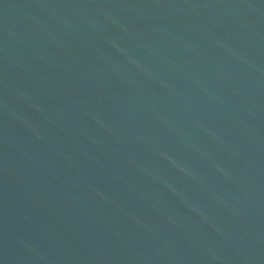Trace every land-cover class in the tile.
<instances>
[{
	"label": "water",
	"instance_id": "95a60500",
	"mask_svg": "<svg viewBox=\"0 0 264 264\" xmlns=\"http://www.w3.org/2000/svg\"><path fill=\"white\" fill-rule=\"evenodd\" d=\"M0 264H264V0H0Z\"/></svg>",
	"mask_w": 264,
	"mask_h": 264
}]
</instances>
